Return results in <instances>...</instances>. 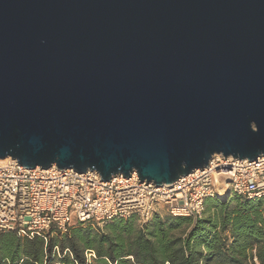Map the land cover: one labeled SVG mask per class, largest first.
Listing matches in <instances>:
<instances>
[{
    "label": "water",
    "instance_id": "obj_1",
    "mask_svg": "<svg viewBox=\"0 0 264 264\" xmlns=\"http://www.w3.org/2000/svg\"><path fill=\"white\" fill-rule=\"evenodd\" d=\"M215 154L264 155V0H0V159L162 186Z\"/></svg>",
    "mask_w": 264,
    "mask_h": 264
},
{
    "label": "built area",
    "instance_id": "obj_2",
    "mask_svg": "<svg viewBox=\"0 0 264 264\" xmlns=\"http://www.w3.org/2000/svg\"><path fill=\"white\" fill-rule=\"evenodd\" d=\"M142 181L137 172L104 180L96 170L27 168L16 159L0 163V233L22 236L66 234L76 223L103 226L135 216L145 223L156 213L203 218L207 200L233 196L264 203V155L254 160L215 154L209 165L172 185ZM230 192L227 194V192ZM88 257L93 256L91 252ZM250 264H262L256 248Z\"/></svg>",
    "mask_w": 264,
    "mask_h": 264
},
{
    "label": "trees",
    "instance_id": "obj_3",
    "mask_svg": "<svg viewBox=\"0 0 264 264\" xmlns=\"http://www.w3.org/2000/svg\"><path fill=\"white\" fill-rule=\"evenodd\" d=\"M253 248L264 264V203L233 196L208 199L199 219L164 212L99 229L78 222L66 234L2 232L0 264H250Z\"/></svg>",
    "mask_w": 264,
    "mask_h": 264
},
{
    "label": "bare ground",
    "instance_id": "obj_4",
    "mask_svg": "<svg viewBox=\"0 0 264 264\" xmlns=\"http://www.w3.org/2000/svg\"><path fill=\"white\" fill-rule=\"evenodd\" d=\"M8 158L6 159H0V163L4 162L5 160H7Z\"/></svg>",
    "mask_w": 264,
    "mask_h": 264
},
{
    "label": "rangeland",
    "instance_id": "obj_5",
    "mask_svg": "<svg viewBox=\"0 0 264 264\" xmlns=\"http://www.w3.org/2000/svg\"><path fill=\"white\" fill-rule=\"evenodd\" d=\"M103 226H104V225H103ZM103 226H101V227H103ZM99 227H100V226H95V229H99Z\"/></svg>",
    "mask_w": 264,
    "mask_h": 264
}]
</instances>
